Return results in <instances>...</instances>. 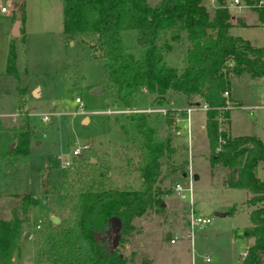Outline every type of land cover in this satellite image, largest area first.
Masks as SVG:
<instances>
[{
	"label": "trees",
	"instance_id": "1",
	"mask_svg": "<svg viewBox=\"0 0 264 264\" xmlns=\"http://www.w3.org/2000/svg\"><path fill=\"white\" fill-rule=\"evenodd\" d=\"M211 1L209 11L207 0H158L153 5L146 0H60L61 34L66 40L76 36L86 44L88 58L101 59V92L115 104L135 107L136 97L146 92L152 106L168 104L175 96L190 105H206L207 162L229 171L222 179L225 186L249 196L244 202L249 225L242 236L250 243L240 264H264V181L253 174L257 163L264 167V147L252 135L227 136V114L235 103L221 95L228 93L229 74H264V45L254 47L227 34L232 17L226 1ZM254 10L263 19V9ZM130 32L135 46L124 42ZM179 43L184 44L183 62L177 69L165 65L163 57L171 44ZM135 47L142 53L137 55ZM5 56L4 72L17 80L11 44ZM171 115L165 109L161 124L156 113H132L112 121L122 147L138 152L134 167L139 188L117 190L108 176L110 167L75 157L55 192L44 189L41 198L29 193L16 196L8 216L0 218V264L17 259L26 226L31 236L40 235L32 240V264H129L118 248L133 234V219L152 206L162 207L155 182L161 174L160 159L174 151ZM16 121L0 123V177L14 173L15 161L27 154L33 135L26 114L18 112ZM184 163L172 169L181 170ZM73 225L85 250L72 234ZM109 231L117 240L107 247L101 237ZM41 239L45 247L39 246Z\"/></svg>",
	"mask_w": 264,
	"mask_h": 264
},
{
	"label": "rangeland",
	"instance_id": "2",
	"mask_svg": "<svg viewBox=\"0 0 264 264\" xmlns=\"http://www.w3.org/2000/svg\"><path fill=\"white\" fill-rule=\"evenodd\" d=\"M10 1L0 0V5L8 10ZM156 1L146 0L150 5ZM225 1L227 5L229 0ZM20 2L22 37H10L8 13L0 24V36L5 32L13 44L14 67L19 72L17 80L3 72L5 56L0 48V123L9 125L17 122L16 115L21 112L26 114L33 135L27 154L17 157L14 173H4L0 177V218L8 216L9 208L20 194L29 193L41 198L44 189L55 192L59 181L70 169L73 157L70 151L74 148L79 150L84 144L88 149L79 150L77 158L83 162L89 157L90 162L97 160L110 167L108 176L113 188H139V177L134 167L138 152L135 148L124 149L113 131V119L120 121L122 115L104 113L105 110L123 107L105 97L101 91L99 94L91 92L100 86L101 59L88 58L86 44L76 36L70 40L63 38L60 0ZM205 4L209 5V11L214 6L208 0ZM227 9L230 17L247 23L230 25L227 34L245 38L255 46L264 45V14L259 20L253 8L227 5ZM124 42L135 46L132 32L125 35ZM182 46L183 43L171 44L169 52L163 57L165 65L180 69ZM134 51L137 55L142 53L138 47ZM227 82L233 97L239 102L229 112L230 134L255 135L264 144V113L256 108L247 109L264 104V74L259 77H249L245 73L229 74ZM149 98L146 92L141 93L136 97L135 107H150ZM184 105L181 100L167 107L181 110ZM192 114L203 118L199 109ZM41 115L46 116L45 122L39 120ZM83 116L87 121L81 120ZM160 116L157 124L162 123ZM171 127L176 129L175 125ZM185 132L186 128L182 127L181 135H176L179 139L171 141L174 151L160 159L161 174L155 182V191L162 207L152 206L135 217L132 223L136 233L127 236L126 242L118 248L129 259V264L145 261L148 264H237L241 250L250 243V239L242 236V228L247 225L246 215L238 212V206L247 193L222 185L223 176L229 171L219 164H208L202 130H194L189 138ZM188 159L191 176L194 173L197 175L196 179L191 178L190 208L194 214L208 219L207 224L192 229L189 240L185 234L186 199L180 200L172 189L174 184L186 185L181 171L187 173ZM183 160L185 163L181 170L172 169ZM63 162L68 164L62 167ZM256 175L264 179L261 164L257 166ZM217 211L227 214L216 218L212 213ZM29 230V227H24L19 255L12 264H32V240L36 241L40 235L31 236ZM72 234L81 250H85L86 245L74 225ZM166 234H169L168 238H175L173 244H168ZM101 239L107 247L117 240H114L113 232ZM39 246H46L44 239L39 241ZM204 257L209 262L204 263Z\"/></svg>",
	"mask_w": 264,
	"mask_h": 264
},
{
	"label": "crops",
	"instance_id": "3",
	"mask_svg": "<svg viewBox=\"0 0 264 264\" xmlns=\"http://www.w3.org/2000/svg\"><path fill=\"white\" fill-rule=\"evenodd\" d=\"M211 3H212V1H211ZM210 3V4H211ZM0 6H2V5H0ZM3 7V6H2ZM22 9V5H21V2H20V0H11L10 1V8L7 10L6 8H5V11L4 12H0V24L2 23V21L4 22V20H3V17L5 16V14L6 13H8L9 15H10V20H9V24H8V31H9V35H10V37L11 38H13V39H17V38H21L22 37V33H23V27H22V23L20 22V17H19V12L20 11H22L21 10ZM17 15V26H16V29H15V36H13L12 35V26H13V22H14V20H15V16ZM237 20H239V19H234L233 17H232V19L230 20V25H235V24H240V25H244V24H247V23H242L241 22V20H239V21H237ZM8 33V32H7ZM238 37V36H237ZM240 38V37H239ZM65 39V38H64ZM242 39V38H241ZM243 40H247V39H243ZM248 41V40H247ZM249 43V42H248ZM12 45L13 46V44L11 43V39L8 37V36H6V34H5V32L0 36V48H1V50H2V52H3V54H4V56L6 55V51H7V47H8V45ZM250 44V43H249ZM251 46H254V47H261V46H255V45H253V44H250ZM183 48H184V44H183V46H182V51H183ZM14 52V51H13ZM5 61H6V56H5ZM14 62H15V59H14ZM16 70V69H15ZM3 72H4V68H3ZM17 72V71H16ZM18 74H19V72H18ZM227 95H228V98L229 99H231L234 103H235V105H237L239 102H238V100L237 99H235L234 97H233V95H232V93H231V89H230V87L228 88V93H227ZM181 100L185 103V105H184V107L183 108H181V110L180 109H178V110H176V109H173V108H170V107H167L168 105H170V104H172V103H174V102H181ZM234 105V106H235ZM188 106H190V104H188L182 97H179V96H175V97H171V99H170V101H169V103L168 104H166L165 106L164 105H162V106H150V107H159V108H162V109H168V110H170V112H171V117H173V120H172V125L174 126L175 125V127H176V129H174L173 130V132H172V142H174L175 140H178L179 139V137H177L176 135H181V133L180 132H182V127H185L186 128V116H187V118H188V120H187V131H188V133H189V136H191V133L194 131V130H198V129H200V130H202V132H203V120H204V116H203V111L201 110V113H202V116H203V118L202 117H200L198 114L197 115H195V114H192V113H195L196 112V109H194V110H191V111H189L188 113H187V115H185V113H184V109L186 108V107H188ZM193 106H196L195 104L193 105ZM231 109V108H230ZM229 112H230V110L228 111V123H227V128L225 129V132H226V134H227V136L228 137H232V136H247V135H234V134H230V131H229V124H230V119H229ZM192 114V115H191ZM83 119H85L86 121H87V119H86V117L85 116H83V118H81V120H83ZM195 133V132H194ZM252 136H255V135H252ZM255 137H257L258 139H259V137L258 136H255ZM260 140V139H259ZM260 142H261V144L263 145V147H264V144L262 143V141L260 140ZM73 158H75V157H72V159ZM259 164H261V163H257L256 164V166H255V168H254V170H253V174H254V176L258 179V180H260V181H264V179H260L259 177H257V175H256V169H257V166L259 165ZM182 175H183V173H182ZM193 176H194V178H193ZM196 177H197V175L194 173V174H192V179H196ZM222 185H224V183L222 182ZM225 186V185H224ZM246 192V191H245ZM247 193V192H246ZM245 199H244V201H242L240 204H239V208H238V212H243V213H245V215H246V218H247V211L249 210V208L248 207H246L245 205H244V202H245V200L249 197L248 196V194L246 195L245 194ZM220 212V211H219ZM222 213H224V215H226L227 213H225V212H222ZM224 215H222V216H217L216 218H220V217H223ZM200 216V215H199ZM215 217V216H214ZM4 219V218H3ZM207 224V223H206ZM203 225H205V224H203ZM203 225H201V226H203ZM249 225V223H248V218H247V225L246 226H244L242 229L244 230V228L245 227H247ZM185 226H186V224H185ZM168 236H169V234H166V239L168 240L169 238H168ZM188 240H189V238H188ZM174 243V242H173ZM173 243H168V244H173ZM248 245H246L242 250H241V252L242 251H244L245 250V248L247 247ZM240 252V253H241ZM243 256H241V254H240V257H239V260H238V262L239 263H237V264H240L241 262H240V259L242 258ZM205 258H207V257H204L202 260H203V262L204 263H207V262H209L208 261V258H207V260L205 261L204 259Z\"/></svg>",
	"mask_w": 264,
	"mask_h": 264
},
{
	"label": "built area",
	"instance_id": "4",
	"mask_svg": "<svg viewBox=\"0 0 264 264\" xmlns=\"http://www.w3.org/2000/svg\"><path fill=\"white\" fill-rule=\"evenodd\" d=\"M210 3H211V0H208ZM228 6H233L235 8H244V7H250V8H253V9H263L264 11V0H229ZM226 5V7H227ZM5 11V7H2L0 6V12H4ZM264 14V12H263ZM264 25V22L262 23ZM221 95L225 98L227 96L226 92L223 91L221 93ZM262 98H264V93L262 94ZM74 102L75 103H78V100L74 99ZM228 108V107H227ZM258 109L260 110L262 113H264V104L262 106H259V107H248L247 109L251 110V109ZM194 109H199V110H202L204 111L206 109V105L204 103H201V104H197L196 106H193V105H190L188 107H186L184 109V113L185 115H187V113L191 110H194ZM104 113L107 115V114H110V115H127V114H132V113H156V114H160V115H163L165 113V110L162 109V108H159V107H148V108H144V109H139L137 107H123V109H112V110H105ZM39 120L41 122H45L46 121V116L45 115H41L39 117ZM187 116H186V135L188 136L189 138V135L187 133ZM188 139H187V148H188ZM87 148V145L84 144V146H82L79 150L83 151L84 149ZM79 150L77 148H74L72 149L70 152H71V155L73 157H77L79 155ZM187 163H188V171L187 173H184L183 172V175L182 177L184 176L185 177V182H186V185L184 187H181L179 184H174L172 189L174 191V193L177 195V197L180 199V200H185L186 199V204H187V219H186V226H185V234L186 236L190 239L191 238V234H192V229L194 227H198V226H201L202 224H206L208 223V219L207 218H204L203 216H199L197 214H194L193 211L191 210L190 208V203H191V198H190V186H191V173H190V165H189V159L187 160ZM68 163L67 162H63L62 163V167L63 166H66ZM175 241V238L174 237H169L168 239V243H173ZM245 250L242 251L240 254L241 256H244L245 255ZM205 261L207 260V258L204 259Z\"/></svg>",
	"mask_w": 264,
	"mask_h": 264
},
{
	"label": "water",
	"instance_id": "5",
	"mask_svg": "<svg viewBox=\"0 0 264 264\" xmlns=\"http://www.w3.org/2000/svg\"><path fill=\"white\" fill-rule=\"evenodd\" d=\"M61 6H63V3H61L60 4ZM17 15L15 16V20H14V22H13V26H12V35L13 36H15V29H16V26H17ZM101 91V87L99 86V87H97V88H93L92 90H91V92L92 93H97V94H99V92ZM193 178H194V176H193ZM213 214V216H215V217H217V216H222V215H224V213H222V212H219V211H217V212H213L212 213ZM51 221L54 223V222H57V218H53V217H51ZM117 238V234H115L114 235V240Z\"/></svg>",
	"mask_w": 264,
	"mask_h": 264
}]
</instances>
